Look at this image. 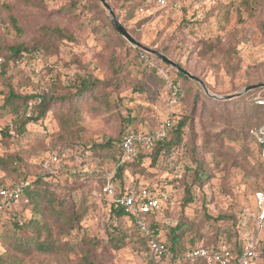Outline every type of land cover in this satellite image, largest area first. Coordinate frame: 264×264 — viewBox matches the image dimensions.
Listing matches in <instances>:
<instances>
[{"label": "rangeland", "instance_id": "1", "mask_svg": "<svg viewBox=\"0 0 264 264\" xmlns=\"http://www.w3.org/2000/svg\"><path fill=\"white\" fill-rule=\"evenodd\" d=\"M106 1L112 5L117 20L136 41L153 50H163L165 54L160 53L175 63H181L204 83L209 93L225 97L248 85L264 83V33L260 30L264 11L258 0L249 1V8L244 4L245 0H179V9L169 11L157 6L144 8L137 4L140 0ZM41 2L42 7H36L22 0H0V54L7 55V49L13 45L32 44L45 24L67 29L75 41H58L56 52L28 65L25 72L34 71L28 79L24 72L11 71L12 85L21 96L47 93L46 84L52 80L54 87L60 86L64 90L76 76L110 80L113 58L128 62L126 71L116 81L117 85L104 89L110 112L97 110L96 101L89 103L84 99L81 102L85 104L81 108L83 131L78 134L80 148L76 151V162L85 159L88 147L104 138H116L120 129L150 132L158 128L168 114L170 84H179L184 95L174 108L175 122L181 117H189L182 143L164 155L153 168L148 167L149 161L146 160L143 166L149 176H131L134 180L139 178L143 184L164 188L171 197L170 204L160 216L161 239L167 240L169 229L182 222L184 225L179 231L182 250L192 247L191 242L194 245L213 242L216 239L213 233L218 229H227L232 238L237 233L242 237L256 238L260 248L264 247V233L259 234L255 229L252 200L253 192L264 188V169L259 168L255 145L248 136V130L260 123L255 122L258 116L252 119L255 120L253 124L243 125L250 108L247 106L250 94L262 95L260 91L264 88L240 98L215 100L208 97L196 82L187 77V81H183L173 68L131 46L124 38L125 43L121 44L112 31L108 14L100 4L103 14L93 8V0ZM71 4H75L72 10L69 8ZM10 15L17 19L21 32L12 26ZM207 41L214 45L209 52L204 46ZM130 48L140 50L150 58L135 56ZM0 90L6 91L2 84ZM3 104L4 97L0 95V108ZM15 119L8 108L0 109V130L13 126ZM56 129L55 122L47 115L37 124H28L22 136L11 131L6 144L1 142L0 136V156L20 157V172L31 180L34 164L50 152ZM190 155L193 160H199L203 169L199 176L204 174L205 178L200 184L194 180L197 165ZM98 164L104 168L101 160L82 163L77 170L85 172V176L76 180L78 182L71 186V190V187L58 189L69 201L77 203L83 199L88 205L80 229L62 239L56 225L44 221L40 223V226L45 224L44 227L27 228L16 231V234L24 242L32 237L38 238L35 242L51 241L56 248L63 247L67 240L74 244L82 237L93 238L100 242L94 251V264H150L146 250L136 243L139 237L136 229L127 218L112 217L105 200L100 197V183L95 180L96 174L92 175ZM14 177L0 171V184H11ZM185 186L190 187L192 197L186 206L183 205ZM218 215L228 216L230 220L223 223L206 219V216L216 218ZM7 222V218L0 215V264L77 263V254L64 250L49 253L32 250L27 256L15 252L6 244V231L11 230L3 226ZM111 234L118 239L115 245L109 242ZM163 264L168 263L164 261ZM256 264H264L263 255Z\"/></svg>", "mask_w": 264, "mask_h": 264}, {"label": "trees", "instance_id": "2", "mask_svg": "<svg viewBox=\"0 0 264 264\" xmlns=\"http://www.w3.org/2000/svg\"><path fill=\"white\" fill-rule=\"evenodd\" d=\"M22 1L26 4L42 7L41 0ZM249 1L256 2L255 0H245L244 4L247 8L250 7L248 5ZM258 1L264 11V0ZM108 4L114 11L112 5L109 2ZM137 4H139V6H143L144 8L155 6L151 0H140V2H137ZM74 6L75 4H71L69 7L70 10H72ZM92 7L99 9V2L93 0ZM168 9L169 8H161V10ZM99 11H101L103 14L102 10L99 9ZM116 17L118 18L117 14ZM9 20L14 29L17 32H21L20 28L18 27L17 19L10 15ZM123 27L131 35L125 25H123ZM260 30L262 33H264V22L260 24ZM112 31L115 34L116 39L121 44H124L125 41L122 36L115 32L113 28ZM63 39L75 41V38L67 29L57 25L54 26L45 24L41 26L39 37L34 42H32V44L13 45L7 49V55L0 54V84H2L3 88L6 90L5 92L0 90V95L4 97V104L0 109L8 108L16 118L14 120L13 126H5L0 130L1 142L6 144V139H8L10 136L11 131L13 134H16V136H22L25 132V127L28 124H37L39 121L45 120L47 115H50L57 127L51 138V145L49 149L50 152H48L45 158L41 159L37 164H34V171L30 172L31 180L26 177V174L20 172L22 163L20 157L11 154L0 156V171L4 172L6 175H15V179L11 184L6 186L4 184H0V189L10 188L20 182L27 183V186L23 190L20 198L17 201H7L5 206H3L0 210V215H3L7 218L8 222L3 223V226H8L11 230L6 231L5 240L6 244L10 246V249L12 248L15 252L21 253L23 256H27L32 250L39 251L41 253L64 250L77 254L78 261L76 264H94V251L100 246V242L97 239H87L82 237L79 242L74 244L69 243L67 240L63 242V247L58 246L56 248L53 243H51V241L49 243L39 241L35 242V240L38 239L35 237L26 238L24 242L16 234V231L27 228L38 229L39 227H44L45 225L42 224L40 226V223L44 221H50L51 224L56 225L59 235L62 239H64L74 230L80 229L81 222L87 214L88 205L83 199L79 200L77 203L69 201L58 189H67L74 184H77L78 181L76 180H81V177L85 176L86 174L85 172V174L83 172H79L77 170L78 166H81L82 163H89L96 160H101V163L104 166V168H100L98 164V167L92 171V175L96 174L95 180L100 183L98 189L100 197L105 200L109 209V213L112 217L116 219L127 218V220L132 224V217L127 215L123 211L122 207L117 206L109 198L105 197L102 194V188L107 183V181H109L113 187L114 193L120 196L126 194L130 188L146 186V184H143L139 181V178L134 180L131 179V176H149V174L146 172L147 170L143 166L146 160L149 161L148 167L153 168L163 158L164 155L169 154L171 150L179 147V145L182 143L184 128L187 125V120L189 117H181L175 122L174 115L176 112H174V108L179 105V102L184 95V91L181 89L179 84H170V94L174 89L177 90L176 101L175 103L168 104L169 109L166 119L170 120L171 125L167 129V137L163 141L156 142L148 152L139 151L137 156L132 160L120 163L122 156V150L120 147L121 141L125 134L129 131L128 129L123 128L120 129L116 138H104L100 143L93 144L92 146L88 147V153L86 154L85 159L83 161L81 159V161L76 162L75 159L76 155L78 154L76 151L80 148L77 144V139L79 138L78 134L83 131L80 124L82 120L81 108H83L85 104L81 102H83L84 99L89 101V103L96 101L97 110L110 112V105L107 103L104 89L113 84L117 85L116 81H119L122 73L126 71L128 62L117 60L114 57L111 65L112 78L110 80H99L89 76H76V79L72 82V84H69V88H65L66 90L60 86H56L57 88L54 87V81L52 80L50 84H46L48 90L47 93L39 94L38 92H35L34 94L21 96L12 85L13 76L11 71L13 69H17L18 71L24 72L26 79H28V77L30 78V75L34 71L31 70L30 73L29 71L25 72V68L32 65V63L35 61L38 62L40 58L45 57L46 54L56 52L57 42ZM137 42L139 41L137 40ZM140 44L146 48H150L143 45L142 43ZM212 45L213 44L209 41L204 43V46H206L208 52L211 51ZM131 51L135 54V56H139L142 59L150 58V56L145 55L140 50L133 48L130 50V52ZM160 52L165 54L163 50ZM200 55L203 56L204 53H200ZM176 64L187 71V69H185L181 63L176 62ZM47 68H49V70L51 69V67ZM175 73L177 77L183 81H187L185 76L177 72ZM63 91H66V93ZM260 92H263V94H260L259 97L264 98V89ZM255 93L256 92H252L250 94V100L247 101V106L250 108L249 112L245 114L243 125H251L255 120L256 123L260 122L257 125H253L248 130V136L255 145L259 160V168L264 169V162L260 158V146L250 135V130L260 127L264 122V109L257 106L255 103V99L258 97ZM195 96L193 98H195ZM220 105L223 106L226 104L223 103ZM88 107L91 108L92 105ZM261 115H263L262 119L260 118ZM255 116H258V118L255 119ZM127 121L131 122L130 120ZM126 126H128V124ZM169 135H171L170 138ZM191 154L193 156V152H191ZM192 156L190 155L192 162L195 161L194 163L197 165L196 171L194 173V180L200 184L205 176L204 174L199 176V172H203V169L200 168L201 166L199 160H193ZM53 158L56 160L53 161ZM71 189L72 187L70 190ZM189 190L190 187H184V206L192 201ZM258 190H264V188ZM165 209L166 208H163L159 215H153L149 217L148 237H143L138 233L139 237L136 239V243L141 248L146 250L150 264H163L164 261H166L168 264H183L178 258L181 253H184L189 249L200 247L213 249L221 243L226 244L231 251H236L241 242L252 238L247 235L245 237L239 236V233L235 234L234 238H232L227 229H218L217 232L213 233L216 236V239L213 242H209L207 244L202 243L199 245H194V243L191 242L192 247L188 248L187 250H182V246H180L179 243V240L182 236L179 231H181L182 225H184L182 222H178L174 227L169 229L167 240L161 239L160 216ZM206 219L214 222L222 221L225 223L230 220V217L218 215L216 218L206 216ZM37 235L39 236V233H37ZM50 237L51 236L48 235V240H50ZM149 239L163 243L171 252L173 257L171 259H162L161 261L154 263L150 258V250L148 246ZM117 241L118 239L111 234L109 242L115 245ZM261 255L264 257V247L257 248L255 264ZM6 257H8V255H6ZM190 264L203 263L197 261Z\"/></svg>", "mask_w": 264, "mask_h": 264}, {"label": "built area", "instance_id": "3", "mask_svg": "<svg viewBox=\"0 0 264 264\" xmlns=\"http://www.w3.org/2000/svg\"><path fill=\"white\" fill-rule=\"evenodd\" d=\"M151 1L158 8L179 9V0ZM176 92L177 90L174 89L170 94L171 103L176 101ZM255 103L264 109V98L256 97ZM170 125V120L164 119L158 128L150 132L128 131L121 141L120 163L132 160L139 151L148 152L156 142L163 141L167 137V129ZM250 135L260 146V158L264 162V122L260 127L250 130ZM55 160L53 158V161ZM26 186V182H20L10 188L0 189V210L7 201H17ZM102 194L132 217L133 226L143 237H148L149 217L159 215L162 209L170 204L171 199L164 188L149 185L130 188L126 194L118 196L109 181L102 188ZM252 200L255 209V229L261 234L264 233V190L253 192ZM148 246L150 258L154 263L173 257L167 247L159 241L149 239ZM258 247H260L258 239L252 237L241 242L236 251H231L226 244L221 243L213 249L203 247L189 249L181 253L178 258L183 264L197 261L203 264H255Z\"/></svg>", "mask_w": 264, "mask_h": 264}, {"label": "water", "instance_id": "4", "mask_svg": "<svg viewBox=\"0 0 264 264\" xmlns=\"http://www.w3.org/2000/svg\"><path fill=\"white\" fill-rule=\"evenodd\" d=\"M97 2H99V4L101 5V7L105 10V12L108 14L109 16V20L110 23L113 27V29L122 36V38H124L131 46L140 49L141 51H143L146 54H149L153 57H155L157 60H159L161 63L170 66L171 68H173L177 73L187 77L188 79L196 82L203 90V92L210 98H213L215 100H220V101H225V100H230V99H234V98H240L241 96L246 95L247 93L253 91V90H257V89H262L264 88V84L263 83H259V84H254V85H250L247 86L245 88H243V90H241L240 92L234 94V95H230V96H225V97H219L216 95H213L211 93L208 92L206 86L204 85V83L199 80L197 77H195L194 75H192L190 72L184 70L183 68H181L179 65H177L175 62H173L172 60H170L168 57H166L164 54L160 53L159 51L150 49V48H146L144 46H142L139 42H137L127 31L126 29L121 25V23L117 20L114 11L111 9L110 5L108 4V2L106 0H96Z\"/></svg>", "mask_w": 264, "mask_h": 264}]
</instances>
